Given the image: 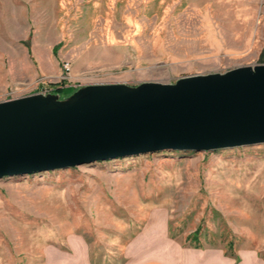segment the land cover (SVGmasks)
Returning <instances> with one entry per match:
<instances>
[{
    "label": "rangeland",
    "instance_id": "374dc122",
    "mask_svg": "<svg viewBox=\"0 0 264 264\" xmlns=\"http://www.w3.org/2000/svg\"><path fill=\"white\" fill-rule=\"evenodd\" d=\"M263 47L264 0H0V100L174 82ZM168 237L264 264V142L0 178V264H134Z\"/></svg>",
    "mask_w": 264,
    "mask_h": 264
},
{
    "label": "water",
    "instance_id": "95a60500",
    "mask_svg": "<svg viewBox=\"0 0 264 264\" xmlns=\"http://www.w3.org/2000/svg\"><path fill=\"white\" fill-rule=\"evenodd\" d=\"M264 142V62L174 82L0 100V178L163 150Z\"/></svg>",
    "mask_w": 264,
    "mask_h": 264
},
{
    "label": "crops",
    "instance_id": "0c3cea01",
    "mask_svg": "<svg viewBox=\"0 0 264 264\" xmlns=\"http://www.w3.org/2000/svg\"><path fill=\"white\" fill-rule=\"evenodd\" d=\"M143 249L134 264H233L229 258L213 250L184 247L169 237L168 240L164 238L156 248L149 246Z\"/></svg>",
    "mask_w": 264,
    "mask_h": 264
},
{
    "label": "trees",
    "instance_id": "16d2710c",
    "mask_svg": "<svg viewBox=\"0 0 264 264\" xmlns=\"http://www.w3.org/2000/svg\"><path fill=\"white\" fill-rule=\"evenodd\" d=\"M263 55H264V47H263V49H262L261 52H260V57L263 58ZM52 88L54 89L55 93H59V92L63 91L64 88H67V89H73V90L76 89L75 87H71V86H66V87L59 86V87H52ZM67 94H68V93H67Z\"/></svg>",
    "mask_w": 264,
    "mask_h": 264
},
{
    "label": "built area",
    "instance_id": "2783aa9c",
    "mask_svg": "<svg viewBox=\"0 0 264 264\" xmlns=\"http://www.w3.org/2000/svg\"><path fill=\"white\" fill-rule=\"evenodd\" d=\"M64 68L68 69V65L64 64ZM35 92H40L42 94L55 93V91H54V89L52 87L51 88L50 87L49 88H42V89H39V90H37Z\"/></svg>",
    "mask_w": 264,
    "mask_h": 264
}]
</instances>
